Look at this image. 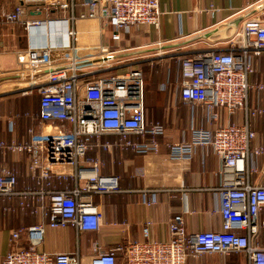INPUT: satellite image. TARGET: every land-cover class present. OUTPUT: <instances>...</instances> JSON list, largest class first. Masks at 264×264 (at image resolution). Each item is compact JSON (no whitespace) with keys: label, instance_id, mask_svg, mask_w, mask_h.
Returning <instances> with one entry per match:
<instances>
[{"label":"built area","instance_id":"2783aa9c","mask_svg":"<svg viewBox=\"0 0 264 264\" xmlns=\"http://www.w3.org/2000/svg\"><path fill=\"white\" fill-rule=\"evenodd\" d=\"M22 1L6 13L4 23L23 22L29 30L37 31L40 38L27 47L28 60L22 73L32 74L43 69L46 72L34 83L40 97L38 131L30 129L28 142L12 143L7 149L29 155L37 188L17 191L15 173L2 168L0 199L23 198L21 209L29 208L34 213L42 211L51 228L71 226L79 231H97L102 213L95 204L94 195L117 190L118 180L114 175L100 174L98 160L87 156L94 141L116 134L126 148L139 153H155L159 148L157 136L164 133L161 124L147 120L142 70L125 67L126 61L117 60L114 50L100 43V37L109 31L111 41L118 43L123 35L145 26H158L161 13L158 0ZM24 4L32 6L35 12L55 16L26 20ZM77 7L80 13L75 14ZM67 12L69 15L65 16ZM79 19L97 22L99 32L92 39L99 36V40L84 45L98 47L100 55L95 58L100 59L97 61L101 62L100 70L116 66L125 67L124 71L110 72L107 77L97 79L84 77L83 64H79L82 62L74 54L78 35L68 26L69 21ZM59 22L67 26L64 42L63 28L42 32V26ZM64 48H70L72 53L64 59H53L52 51ZM260 56L264 58V23L245 20L223 47L195 50L179 61V95L185 103L203 107L208 126L193 129L188 142L170 143L168 161L180 165L192 157L195 147H209L219 157V229L188 232L183 216L177 213L168 221L166 239L157 240L151 236L152 222L148 220L142 226L140 240H129L123 246L108 249H103L95 240L91 251L81 255L78 250L38 251L36 246L42 243L45 227L39 223L11 233L12 248L0 264H186L187 258L204 254L243 255L248 264H264V247L254 241L258 216L264 209V179L260 183L251 180L252 174L258 171L255 159L264 153V147L253 144L255 132L250 126V118L263 114L264 109L248 107L251 87L248 80L254 72L253 61ZM257 88L264 89V84ZM223 111L230 115L243 111V119L225 122ZM132 135L138 140H132ZM0 146L5 147L3 142ZM56 166L63 170L56 171ZM54 178L72 180L73 186L51 189ZM45 181L46 187H43ZM165 188L175 190L168 185ZM153 202L146 200L145 203L151 205ZM23 233L28 244L18 248L17 240Z\"/></svg>","mask_w":264,"mask_h":264},{"label":"crops","instance_id":"0c3cea01","mask_svg":"<svg viewBox=\"0 0 264 264\" xmlns=\"http://www.w3.org/2000/svg\"><path fill=\"white\" fill-rule=\"evenodd\" d=\"M22 2L0 0V142L5 146H0V170L7 168L15 173L17 191L37 188L36 175L30 169L29 155L24 151H10L7 147L12 143L19 145L28 142L30 129L38 131L40 97L34 83L41 76L23 77L28 72L22 73L28 60L27 47L38 41L37 31L29 30L23 22L4 23L6 13ZM158 5L161 12L158 26H145L139 31L123 35L118 43L111 41L109 31L102 33L100 37V43L114 50L117 60H127L125 67L139 68L145 63L149 68V73L143 74L146 87L144 103L149 123H159L164 128L163 135L157 136L158 151L139 153L126 148L116 134L104 135L94 141L87 156L98 160L100 174L114 175L118 180L117 190L94 195L95 204L102 213L101 225L97 231H79L71 226L51 228L42 211L34 213L29 208L21 209L23 198L13 196L10 199H0V263L12 248L11 233L39 223L45 224V227L42 243L36 246L38 251L56 253L78 250L81 255H87L91 251L95 240L99 241L103 249L123 246L129 240H140L142 226L148 220L152 222L151 236L157 240L166 239L168 221L177 213L183 216L188 232L220 228L221 219L217 212V188L221 185L219 157L209 147H195L192 157L183 160L180 165L168 161L170 143L188 142L193 129L206 127L208 123L203 107L190 105L181 99L178 83L172 82L177 78L174 76L175 72L170 80V73L165 70L169 56L184 54L181 51L172 53L191 43L205 44L204 48L198 47L197 50L223 47L224 42L235 34L232 29H227L225 37L215 35L206 39L200 36L214 28L225 27L237 17L242 16L243 19L238 23L236 32L245 20L264 23V0H158ZM24 7L26 20H45L55 16L35 12L32 6L26 4ZM74 13H80V8H75ZM67 15L69 12L65 16ZM73 23L72 28L78 35L74 50L78 61L96 59L95 56L100 55L98 47H86L84 44L99 40V36L96 40L92 39L99 32L97 22L79 19ZM46 27L49 31L56 30L52 24H47ZM70 43L73 44L74 40L71 39ZM71 53L70 48H64L52 51L51 56L53 59H64ZM100 65L101 62L83 63L81 73L87 79H92L94 69L102 71ZM253 65L254 72L248 80L251 86L248 107L264 109V89L257 88L264 84V58L255 57ZM125 67H115L109 71H124ZM222 117L225 122H237L243 119V111L234 115L223 111ZM250 126L255 132L253 144L264 147V113L251 117ZM131 139L138 140V137L132 135ZM255 165L258 171L252 174L251 180L253 183H260L264 179V153L255 159ZM54 168L56 171L63 170L58 166ZM45 183L46 181L42 184L43 187H46ZM167 185L174 187L169 189L175 190L163 189ZM65 186L72 187L73 181L54 178L50 185L51 189L56 190ZM146 200L154 202L147 205ZM254 241L264 247V209L258 216V233ZM27 244V237L23 233L17 240V247L23 248ZM186 264L248 262L243 255L204 254L197 258H187Z\"/></svg>","mask_w":264,"mask_h":264},{"label":"rangeland","instance_id":"374dc122","mask_svg":"<svg viewBox=\"0 0 264 264\" xmlns=\"http://www.w3.org/2000/svg\"><path fill=\"white\" fill-rule=\"evenodd\" d=\"M72 25L74 26V23L73 22H71V21H69V23H68V26L69 27H72ZM70 41H71V38H70ZM204 46H205V44H199V43H197V44H193V43H191L189 46H186V47H184V48H180V49H178V50H175V52H173L172 54H174V53H178V52H184V54H175L176 56H172V55H170L169 56V59H168V61H167V65H168V67L166 68V65H164L163 66V69L165 70V68H166V72H167V70L169 71V73H170V80H171V77H172V75H173V73L175 72V74H174V76L176 75L177 76V78L175 77V79H173V81L172 82H177L178 83V68H179V61H180V58H183L186 54V52H189V51H195V50H197V49H199L198 47H203L204 48ZM193 51V52H194ZM165 53H167V52H165ZM171 57V58H170ZM125 60V59H124ZM127 61V60H126ZM118 66V65H117ZM116 67V66H115ZM137 68V67H136ZM139 69H142V71H143V74L144 73H149V68L147 67V65L144 63V65H141L140 67H139ZM176 69H177V71H176ZM116 71L115 70H113L112 71V73H115ZM109 74H111L110 73V71L109 70H102V71H99V72H97L95 69H94V76H92V79H97L98 77H107ZM145 76L147 77L148 75L147 74H145ZM173 78V77H172ZM165 81V80H164ZM144 94H145V97H146V87L144 86ZM29 110V109H28ZM29 112V111H28ZM30 115V114H29ZM232 259V258H231ZM240 261L243 263V260L242 259H240Z\"/></svg>","mask_w":264,"mask_h":264},{"label":"water","instance_id":"95a60500","mask_svg":"<svg viewBox=\"0 0 264 264\" xmlns=\"http://www.w3.org/2000/svg\"><path fill=\"white\" fill-rule=\"evenodd\" d=\"M243 19V17L242 16H240V17H237V18H235V19H233V20H231V21H229L226 25H225V27H223V28H214V29H212V30H210V31H208V32H206V33H204V34H202L200 37H202V38H209V37H211V36H215V35H220L221 37H225V33H226V31H227V29H232V32H233V34L236 32V29H237V26H238V23L241 21ZM169 46H172V45H166V47H169ZM100 59H93L92 61L93 62H97V61H99ZM89 62H91V61H85V62H82V63H79V64H83V63H89ZM46 72V70L45 69H43V70H41V71H37V72H34V73H32V74H26V75H23V77H30V76H33V77H35V76H37V75H40V74H43V73H45Z\"/></svg>","mask_w":264,"mask_h":264},{"label":"bare ground","instance_id":"6f19581e","mask_svg":"<svg viewBox=\"0 0 264 264\" xmlns=\"http://www.w3.org/2000/svg\"><path fill=\"white\" fill-rule=\"evenodd\" d=\"M52 25H54V27L56 29H58V30H61L63 28V33H65V34H63L62 40H63V42L66 41V32H67V30H66V28H67L66 24L65 23H62V22H59V23L52 24ZM42 27H43V31L47 29L46 26H45V28H44V26H42ZM53 42H55V40H53Z\"/></svg>","mask_w":264,"mask_h":264}]
</instances>
